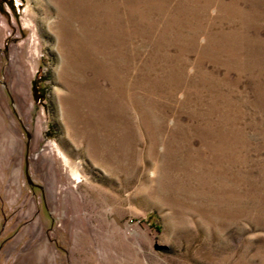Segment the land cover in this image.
Returning <instances> with one entry per match:
<instances>
[{
    "label": "rangeland",
    "instance_id": "rangeland-1",
    "mask_svg": "<svg viewBox=\"0 0 264 264\" xmlns=\"http://www.w3.org/2000/svg\"><path fill=\"white\" fill-rule=\"evenodd\" d=\"M120 1L0 0V264H264V0Z\"/></svg>",
    "mask_w": 264,
    "mask_h": 264
},
{
    "label": "bare ground",
    "instance_id": "bare-ground-1",
    "mask_svg": "<svg viewBox=\"0 0 264 264\" xmlns=\"http://www.w3.org/2000/svg\"><path fill=\"white\" fill-rule=\"evenodd\" d=\"M74 2V1H73ZM121 2V5H123V7H124V15H126L128 18H129V16L130 15H132L133 16V12H135V11H133V10H135V9H132V3H135L136 2V4H137V2H138V5L140 6V2L142 3V5H144V3H145V0H121L120 1ZM147 2H151V0H149V1H147ZM115 4H116V0H115ZM203 8L206 10L207 8H209V5H204L203 6ZM110 9V8H109ZM158 10H160V8L158 9ZM140 11V10H139ZM137 12H138V10H137ZM158 12H160V11H158ZM134 16H135V14H134ZM106 18L108 19V18H111L112 19V16H110L109 14H107V16H106ZM120 26V25H119ZM120 29H122L121 28V26H120ZM110 41V40H109ZM97 48V47H96ZM112 56V55H111ZM113 57V56H112ZM114 58V57H113ZM66 65H68V64H66ZM69 66V65H68ZM71 71V70H70ZM64 163H65V165H67V164H69L68 162V159L66 158V157H64ZM71 174H72V178L74 179V181H76L77 183H80L81 182V180L79 179L80 177H79V173H77L76 171H71Z\"/></svg>",
    "mask_w": 264,
    "mask_h": 264
}]
</instances>
